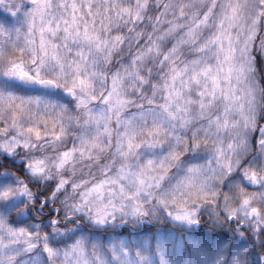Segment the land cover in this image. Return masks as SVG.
<instances>
[{"label":"snow or ice","instance_id":"obj_1","mask_svg":"<svg viewBox=\"0 0 264 264\" xmlns=\"http://www.w3.org/2000/svg\"><path fill=\"white\" fill-rule=\"evenodd\" d=\"M0 264H264V0H0Z\"/></svg>","mask_w":264,"mask_h":264},{"label":"clouds","instance_id":"obj_2","mask_svg":"<svg viewBox=\"0 0 264 264\" xmlns=\"http://www.w3.org/2000/svg\"><path fill=\"white\" fill-rule=\"evenodd\" d=\"M199 232L201 234H203V235L200 236L201 239H205V240H209V241L211 240L212 233L207 230V226L206 225L205 226H202L200 228ZM188 235H193V233H187L186 236H185V238H187Z\"/></svg>","mask_w":264,"mask_h":264}]
</instances>
